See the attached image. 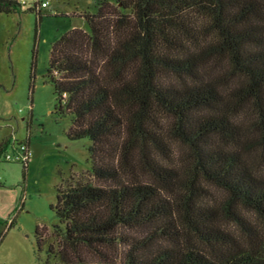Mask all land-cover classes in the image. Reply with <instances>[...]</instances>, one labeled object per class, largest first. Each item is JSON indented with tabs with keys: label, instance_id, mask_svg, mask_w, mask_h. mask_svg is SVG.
<instances>
[{
	"label": "trees",
	"instance_id": "trees-1",
	"mask_svg": "<svg viewBox=\"0 0 264 264\" xmlns=\"http://www.w3.org/2000/svg\"><path fill=\"white\" fill-rule=\"evenodd\" d=\"M83 18L47 78L92 168L57 187L44 264H264V0H101Z\"/></svg>",
	"mask_w": 264,
	"mask_h": 264
},
{
	"label": "rangeland",
	"instance_id": "rangeland-1",
	"mask_svg": "<svg viewBox=\"0 0 264 264\" xmlns=\"http://www.w3.org/2000/svg\"><path fill=\"white\" fill-rule=\"evenodd\" d=\"M42 1L49 7L41 17L28 9L36 0L0 14V146L29 140L33 153L27 166L7 162L9 144L0 160V264L45 263V240L58 224L57 187L92 168V142L69 138L73 116L56 114L47 75L55 42L72 29L88 30L83 16L96 14L101 0Z\"/></svg>",
	"mask_w": 264,
	"mask_h": 264
},
{
	"label": "built area",
	"instance_id": "built-area-1",
	"mask_svg": "<svg viewBox=\"0 0 264 264\" xmlns=\"http://www.w3.org/2000/svg\"><path fill=\"white\" fill-rule=\"evenodd\" d=\"M22 4H27L26 0H19ZM36 4H38V9H45L49 7V2L36 0ZM10 146L12 147V151L6 153L5 160L7 162H20L28 164L30 158L33 153L31 150L30 143L25 141H18L12 139L9 141Z\"/></svg>",
	"mask_w": 264,
	"mask_h": 264
},
{
	"label": "crops",
	"instance_id": "crops-1",
	"mask_svg": "<svg viewBox=\"0 0 264 264\" xmlns=\"http://www.w3.org/2000/svg\"><path fill=\"white\" fill-rule=\"evenodd\" d=\"M30 146H31V144H30Z\"/></svg>",
	"mask_w": 264,
	"mask_h": 264
}]
</instances>
